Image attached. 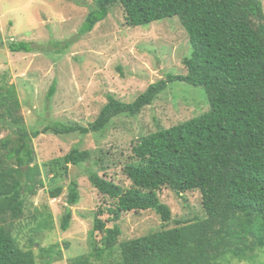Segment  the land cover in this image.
Listing matches in <instances>:
<instances>
[{
	"label": "trees",
	"instance_id": "obj_1",
	"mask_svg": "<svg viewBox=\"0 0 264 264\" xmlns=\"http://www.w3.org/2000/svg\"><path fill=\"white\" fill-rule=\"evenodd\" d=\"M115 4H121L130 27L176 17L185 29L190 51L182 60L184 74L168 73L151 83L130 102L107 94V102L87 126L54 122L29 131L20 112L13 83H0V125L12 136L0 139V264H36L32 250L18 243L24 229L29 235L53 228V216L39 209L34 226L21 223L28 197L51 184L52 198L65 191L70 205L80 200L77 180L69 166L84 169L91 151L74 146L66 154L35 163L32 138L41 133L86 135L101 132L121 114L134 116L150 105L169 82L181 81L204 90L208 109L168 128L141 135L132 146V160L123 172L130 186L115 183L92 167H85L90 184L114 202L107 208L114 221L108 227L94 212L89 231L91 251L73 257L70 264H96L103 255L113 264H223L227 253L245 258L264 248V11L262 0H94L79 34L90 32ZM56 45V43H53ZM11 52L37 50L29 41H10ZM55 92L50 86L48 97ZM94 164L104 169L103 156ZM67 176L68 183L61 180ZM167 187L178 195L198 191L204 215L174 219L159 191ZM154 211L161 227L138 237L120 240L116 223L123 213ZM37 217V215H36ZM70 209L60 217L66 231ZM170 222L173 226H167ZM95 232L101 234L95 238ZM57 244L40 247L46 264L60 253ZM117 252V253H116ZM118 256V257H117Z\"/></svg>",
	"mask_w": 264,
	"mask_h": 264
},
{
	"label": "rangeland",
	"instance_id": "obj_2",
	"mask_svg": "<svg viewBox=\"0 0 264 264\" xmlns=\"http://www.w3.org/2000/svg\"><path fill=\"white\" fill-rule=\"evenodd\" d=\"M262 6L264 11V0ZM93 7L94 0H0V83H13L29 131L56 121L87 126L107 102V94L113 93L130 102L151 83L166 78L168 73H186L182 60L189 54L190 45L176 17L130 27L125 24L121 4H115L104 20L90 32L80 35L79 29ZM10 41H29L38 49L28 53L11 52ZM53 83L55 92L48 97ZM208 106L201 87L174 81L169 82L152 104L134 116L114 117L101 132L86 135L41 133L33 137L35 163L41 166L74 146L90 150L91 158L84 169L75 171L74 179L80 192L78 203L70 205L66 191L52 198L49 194L51 184L46 179L44 187L26 199L29 206L25 204L26 218L21 223L34 226L39 219V209L46 207L53 216V228L40 233L37 230L34 236L24 229L18 235L19 245L30 248L28 239L33 237L31 248L36 264H46L48 256L40 247L51 244H57L56 249L60 250L52 254L51 264H70L73 257L89 253L88 234L94 212L102 210L99 218L108 227L115 222L107 220V208L114 201L90 184L85 167H92L107 179L128 187L131 183L123 167L132 160L131 148L138 138L159 127L168 128L199 115ZM5 136H12V129L0 125V139ZM100 156H103L104 169L93 162ZM68 177L60 183L66 185ZM183 194L178 195L167 187L159 191L161 201L170 206L174 219L203 216L200 193ZM67 208L72 218L69 228L62 231L59 219ZM116 223L121 228L120 240L161 227L159 216L152 210L123 213ZM100 237L101 234L95 232V238ZM92 261L113 264L116 258L103 255L100 260L92 258ZM222 263L264 264V248L249 252L245 258L227 253Z\"/></svg>",
	"mask_w": 264,
	"mask_h": 264
},
{
	"label": "water",
	"instance_id": "obj_3",
	"mask_svg": "<svg viewBox=\"0 0 264 264\" xmlns=\"http://www.w3.org/2000/svg\"><path fill=\"white\" fill-rule=\"evenodd\" d=\"M77 169H78V168H77L75 165H73V166L69 169V175H70L71 179H74V177H75V171H76Z\"/></svg>",
	"mask_w": 264,
	"mask_h": 264
}]
</instances>
